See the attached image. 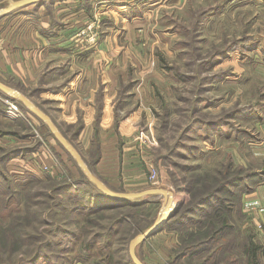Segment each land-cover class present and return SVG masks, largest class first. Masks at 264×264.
Wrapping results in <instances>:
<instances>
[{
	"label": "rangeland",
	"instance_id": "374dc122",
	"mask_svg": "<svg viewBox=\"0 0 264 264\" xmlns=\"http://www.w3.org/2000/svg\"><path fill=\"white\" fill-rule=\"evenodd\" d=\"M120 4L63 3L61 27L73 28L64 43L73 36L93 47L73 67L67 56L61 66L38 65V50L22 48L24 12L0 13V82L46 113L113 191L172 192L169 227L136 246L142 264H248L252 246L264 264V226L243 204L264 179L254 154L264 117V0H136L121 15L109 10ZM8 6L0 0V12ZM57 94H95L92 122L87 109L68 115L77 95L65 112ZM0 130V264L32 257L46 238L52 243L31 264H132L131 242L161 217L167 197L105 209L50 126L1 90ZM102 142L112 153L106 172Z\"/></svg>",
	"mask_w": 264,
	"mask_h": 264
},
{
	"label": "crops",
	"instance_id": "0c3cea01",
	"mask_svg": "<svg viewBox=\"0 0 264 264\" xmlns=\"http://www.w3.org/2000/svg\"><path fill=\"white\" fill-rule=\"evenodd\" d=\"M70 1L73 0H63V1L47 0L45 3L38 6L36 4H29L27 6H22L24 8H20L18 11V12L20 11L24 12L23 21L25 22V24L22 25L23 26L22 30H24V32L22 33L23 37L20 36V39L23 42L22 48L24 47L30 53L32 52V50L33 51L38 50L37 52H39L40 54L38 65L43 66V68L50 66H56V67L61 66L62 61L59 58L64 56H67L68 57L67 60H69V61L65 60L64 62H66L67 65L73 67L75 55H79L80 53H86L93 48L88 44L87 46L83 45L80 47L78 42H73L75 38L73 36L70 37L71 40L70 44L64 43L63 36L66 33L70 34L73 28L71 25L70 27L68 26H65L64 28L61 27L62 19H60L58 15L60 11L59 9H61L63 3L67 4ZM90 1L99 4L122 3V5L120 4L119 6L113 5L111 6L112 9H109V10H114L118 14H120V13H124L130 2L136 0H90ZM117 8H120V10L118 11ZM78 13L79 12L73 14L72 18L78 17ZM67 14L71 15L72 13H67ZM8 26H7V30L11 28L10 26L9 27ZM35 47L37 48L35 49ZM26 65L29 66V60L26 61ZM76 95L77 97L75 98V100L76 99L79 100V105H76V107H74L75 111L73 110V106H72L70 111H67L69 112L68 115L73 116V112L77 113L78 108L87 109L85 123L89 125V123H91L93 120L94 112L96 110L95 94H91L88 100L84 99V98L87 99L88 94H57L55 96V99L60 101L61 108L64 109L66 112V104L67 103L70 104L72 102L73 97H75ZM72 104H74V102H72ZM103 104H104L103 105V109H104L103 118H104L108 108V105L106 104V99L103 101ZM90 115H91V119L88 120V117ZM103 118H102V122H103ZM87 131H89V129L86 126L85 130L81 135H83ZM258 131H259V138H258V142L256 143L254 154L256 155L255 157H257L258 160L262 161L264 160V117L262 124L260 125V127H258ZM108 147H110L109 144L102 142L103 155L98 164L99 169L102 167V165H104V170H99L102 172L107 171L106 163L108 162V160L111 159L112 156V153L110 152V150H108ZM243 204L247 209H253L255 210V212H257L259 220L264 226V181L256 185L255 188L252 190V192H250L249 194H245L243 199Z\"/></svg>",
	"mask_w": 264,
	"mask_h": 264
},
{
	"label": "water",
	"instance_id": "95a60500",
	"mask_svg": "<svg viewBox=\"0 0 264 264\" xmlns=\"http://www.w3.org/2000/svg\"><path fill=\"white\" fill-rule=\"evenodd\" d=\"M10 1V6L7 8H3L0 13H7L15 8H20L22 6H27L29 4H34L36 2H39L41 0H9ZM0 90L5 92L6 94L9 95H14L20 100L23 101V103L30 109L31 112L37 114L40 118H42L52 129V132L54 133L55 137L59 140V142L63 145L65 150L69 152L80 168L86 173V175L90 178L91 182H93L97 188L105 193L107 196L118 199V200H131V199H137L146 195H154V194H166L167 191L164 189H151V190H146L142 192H135V193H120L113 191L110 189L104 182H102L88 167L84 159L82 158L81 154L78 152V150L73 146V144L64 137V135L60 132L56 124L52 121V119L44 113L42 110H40L34 103L30 101V99L21 93L20 91L13 89L11 87H8L4 85L3 83L0 82ZM170 217V214L168 215L167 218ZM166 220H161L160 217L157 218L155 221L154 225L144 232L143 234H140L130 244V255L132 260L134 261L135 264H142L135 255V250L136 246L140 243L145 242L147 239H149L152 235H154L156 232H158L166 223Z\"/></svg>",
	"mask_w": 264,
	"mask_h": 264
},
{
	"label": "trees",
	"instance_id": "16d2710c",
	"mask_svg": "<svg viewBox=\"0 0 264 264\" xmlns=\"http://www.w3.org/2000/svg\"><path fill=\"white\" fill-rule=\"evenodd\" d=\"M47 0H41V1H39V2H36V3H34V4H36L37 6L38 5H41V4H43V3H45ZM59 1V0H58ZM20 9V8H19ZM99 109H101V108H99ZM99 116H100V113H99V111H98V114H97V120L99 119ZM0 132H2L1 130H0ZM67 139V138H66ZM71 142V141H70ZM72 143V142H71ZM73 144V143H72ZM100 157L98 156V159H99ZM259 176V175H258ZM256 178L257 177V174H250L249 175V177L248 178H250V179H252V178ZM263 181H264V179H263ZM231 186H236V184H234V183H232V182H227V184H225V186H224V188L226 187L227 189L230 187L231 188ZM248 186H249V184H248ZM255 186L256 185H254V186H249V191L248 192H251L254 188H255ZM229 188V189H230ZM93 189H94V191L95 192H97L98 193V195H99V197H101V199H102V201H104L105 202V206L104 207H106L105 209H107V208H114V207H116V208H118V207H121V206H125V205H129V204H133L134 202H133V200L131 199V200H118V199H114V198H111V197H109V196H107L105 193H103L102 191H100V190H96V188L93 186ZM93 191V192H94ZM221 190H217V191H214L213 193H211V194H209L208 195V197H206V201L208 202V204L213 200V198H216L217 196L216 195H218L219 194V192H220ZM230 191H231V189H230ZM221 201V200H220ZM220 201H219V204H220ZM106 202H107V204H106ZM204 202V201H203ZM121 203H123L124 205H122ZM212 204V203H211ZM222 204H223V201H222ZM87 205V204H86ZM103 205V204H102ZM218 208V207H217ZM217 208H215V209H217ZM193 213H195L196 215H197V213L195 212V211H192ZM177 214H179V213H177ZM213 214V212L211 213V215ZM197 216H193L192 218H191V220L193 221H195V222H200L201 223V221L200 220H198L197 218H196ZM124 222V219L123 220H120L119 222H116V224L115 225H113V226H111L110 227V230H111V233L110 234H113V233H115L116 232V230H117V228H118V226L121 224V223H123ZM202 222H203V220H202ZM199 224V223H198ZM167 227H169V225H167V224H165L164 225V227L163 228H167ZM162 228V229H163ZM56 230H57V228H56ZM46 240V242L43 244H39L36 248H38V250H37V253L36 254H34L32 257H30L29 258V255L28 256H23V257H20L19 258V263L20 264H31V263H33L34 261H37V260H39L41 257H43V255H44V250H45V246L48 244V243H50V241H51V243H52V240H51V238L49 239V238H46L45 239ZM50 243V244H51ZM107 244H109V243H107ZM130 257H131V255H130ZM132 259V258H131ZM18 263V264H19ZM132 264H135L134 263V261L132 260ZM248 264H257V247H255V246H252L251 248H249V263Z\"/></svg>",
	"mask_w": 264,
	"mask_h": 264
},
{
	"label": "bare ground",
	"instance_id": "6f19581e",
	"mask_svg": "<svg viewBox=\"0 0 264 264\" xmlns=\"http://www.w3.org/2000/svg\"><path fill=\"white\" fill-rule=\"evenodd\" d=\"M164 195L167 197V203L162 210L161 217H160L161 220L167 219L168 215L170 214V210L173 204L172 192L167 191V193Z\"/></svg>",
	"mask_w": 264,
	"mask_h": 264
}]
</instances>
